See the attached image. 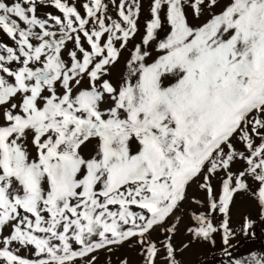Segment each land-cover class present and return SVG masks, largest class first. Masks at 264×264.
<instances>
[{
  "label": "snow or ice",
  "instance_id": "1",
  "mask_svg": "<svg viewBox=\"0 0 264 264\" xmlns=\"http://www.w3.org/2000/svg\"><path fill=\"white\" fill-rule=\"evenodd\" d=\"M147 11L0 0V264H264V0Z\"/></svg>",
  "mask_w": 264,
  "mask_h": 264
},
{
  "label": "rangeland",
  "instance_id": "2",
  "mask_svg": "<svg viewBox=\"0 0 264 264\" xmlns=\"http://www.w3.org/2000/svg\"><path fill=\"white\" fill-rule=\"evenodd\" d=\"M143 2V16H147L148 15V0H142ZM47 12H52L53 14H57L55 12L54 9L50 8V7H42L38 9V13H47ZM112 15H115V12H112ZM139 40V37H137V41ZM0 41L7 43V44H11V41L2 33H0ZM128 55L127 52L123 53V56L120 60V62L112 69V81L115 83L119 80L121 73L123 71V67H124V58ZM192 207H194L193 205H191L190 203L187 205L188 209H191ZM237 216L234 217V219H238V213L240 212H254V209L246 202V201H239L237 202ZM237 230L239 229V225L234 224L233 225ZM257 237L258 239H256L255 241L252 240H246L241 238L239 245H238V252L242 253L243 255H247L248 254V250L251 249L253 251H259L261 249H264V233H262L259 229H257ZM179 239V238H178ZM219 240V238H217ZM235 243V241H234ZM198 251L203 252L206 251V249H199ZM117 256L120 257H124L126 256L129 260V264H140V256L137 255V251L135 249H130L127 246L121 248L119 250V252L114 253L112 256V260H113V264H117ZM185 261L187 262H193L196 261L197 259L199 260H203L204 257L201 256H197L195 254V252H190V253H186L184 255V257H182ZM209 259H211V254H209ZM105 259H106V254L101 252L100 253V264H105Z\"/></svg>",
  "mask_w": 264,
  "mask_h": 264
}]
</instances>
